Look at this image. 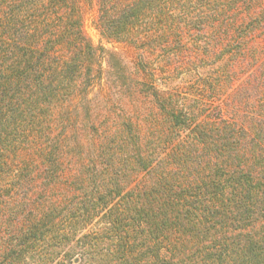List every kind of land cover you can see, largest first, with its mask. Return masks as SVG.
<instances>
[{"label": "trees", "instance_id": "1", "mask_svg": "<svg viewBox=\"0 0 264 264\" xmlns=\"http://www.w3.org/2000/svg\"><path fill=\"white\" fill-rule=\"evenodd\" d=\"M92 2L101 38L137 49L154 111L98 129L102 61L118 92L135 79L78 0H0V264H264V0ZM165 72L195 77L190 94Z\"/></svg>", "mask_w": 264, "mask_h": 264}, {"label": "rangeland", "instance_id": "2", "mask_svg": "<svg viewBox=\"0 0 264 264\" xmlns=\"http://www.w3.org/2000/svg\"><path fill=\"white\" fill-rule=\"evenodd\" d=\"M78 4L81 7L83 14V29L91 39L93 45L96 47H103L106 51L112 50L118 53L122 59L123 64L128 69L126 73L129 74V77H131L130 79H135V84H130L128 89L125 85H122V88L118 92L116 87L114 88L112 85H108V83L105 82L104 78L106 76V66L105 62L102 61L103 80L99 81L98 84L95 83L94 86H91L88 93V97L95 98V100L93 101V107L91 108L92 115L90 116V119L95 121V124L98 126V129L105 130L107 132H112L117 127H121V122L125 121L128 117L135 122V125H140L141 127H143L144 123L146 122L145 119L147 118L148 113L153 110L154 105L152 103L151 97L146 95L145 93H142L139 90L141 84L144 83V81L150 82V79L149 75L146 76L145 74H143V72L139 70L136 66L137 49H134L132 46L126 44L107 42L102 39L94 28V18L96 17V9L92 0H78ZM186 36L188 39H192L194 37L190 34ZM257 43V49L262 54V59H264V36L258 39ZM189 50H191V52L186 51L187 53L184 52V54L186 53L185 55L187 56H194L193 51H196L198 55H195L196 57L194 61L197 64H201L203 68L214 65L212 64L211 58L205 56L203 52H200L199 50L197 52V49L193 48ZM255 66L258 67L259 62L254 65V71L259 73L258 68L256 70ZM153 67L150 69H154ZM249 69H252V66L248 67V65H242L238 68L239 76H237L236 81L233 84V89H237L240 91L248 83L250 73L246 74L243 73V71H248ZM177 72H180V70H175L174 75H176ZM181 76H183V74ZM169 79L173 80L174 83L178 82L179 87L176 89L177 92L179 91L190 94L189 89L194 83L193 80L195 79V77L188 78L186 77V75H184L183 78L176 77L174 79H171V75L169 74V72H165L164 74H159V76H157L156 83L160 85V87H163L165 85L167 86L168 83L172 86ZM181 83H183V85ZM116 85L119 86L120 81H118ZM74 108L76 109V107ZM248 110L249 109L247 106H243L241 104L235 114L239 116H244L245 112H247ZM225 113V115L229 116L227 112ZM81 118H84V116L80 115L78 117L77 127L82 126L83 121L81 120ZM102 121L104 123H102ZM78 133L79 135L77 138H80V141H86L87 135H85L81 130H79ZM27 143L30 142L27 141Z\"/></svg>", "mask_w": 264, "mask_h": 264}]
</instances>
